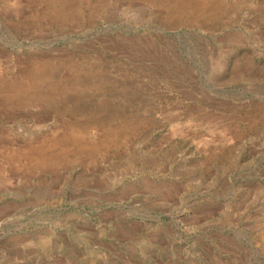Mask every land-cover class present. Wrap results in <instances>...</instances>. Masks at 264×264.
Wrapping results in <instances>:
<instances>
[{"label": "rangeland", "instance_id": "obj_1", "mask_svg": "<svg viewBox=\"0 0 264 264\" xmlns=\"http://www.w3.org/2000/svg\"><path fill=\"white\" fill-rule=\"evenodd\" d=\"M0 264H264V0H0Z\"/></svg>", "mask_w": 264, "mask_h": 264}, {"label": "bare ground", "instance_id": "obj_2", "mask_svg": "<svg viewBox=\"0 0 264 264\" xmlns=\"http://www.w3.org/2000/svg\"><path fill=\"white\" fill-rule=\"evenodd\" d=\"M31 76V75H30ZM32 77V76H31ZM29 79V78H28ZM31 79V78H30ZM25 80H27V79H25ZM37 80V79H36Z\"/></svg>", "mask_w": 264, "mask_h": 264}]
</instances>
